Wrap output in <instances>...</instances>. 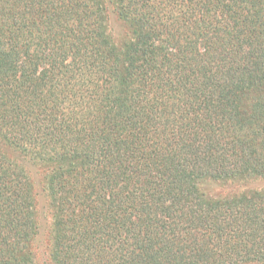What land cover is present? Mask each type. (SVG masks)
Returning <instances> with one entry per match:
<instances>
[{"label": "trees", "instance_id": "16d2710c", "mask_svg": "<svg viewBox=\"0 0 264 264\" xmlns=\"http://www.w3.org/2000/svg\"><path fill=\"white\" fill-rule=\"evenodd\" d=\"M0 0V264H264V0ZM25 162V165H24Z\"/></svg>", "mask_w": 264, "mask_h": 264}, {"label": "rangeland", "instance_id": "374dc122", "mask_svg": "<svg viewBox=\"0 0 264 264\" xmlns=\"http://www.w3.org/2000/svg\"><path fill=\"white\" fill-rule=\"evenodd\" d=\"M109 6V30L115 36V38H120L124 36L123 27L120 25L116 16L111 11V6L109 0H104ZM25 165V162H24ZM26 171L32 181L33 190L35 191V203H36V234L29 242V249L32 252L35 264H52L50 260V248H51V235L50 226L51 218L50 211L47 206V201L45 199L44 193L42 192V172L34 164H26ZM248 188H264V180L248 181L245 184L218 186L211 185L208 187L209 193L212 195H226L233 194L240 190Z\"/></svg>", "mask_w": 264, "mask_h": 264}]
</instances>
